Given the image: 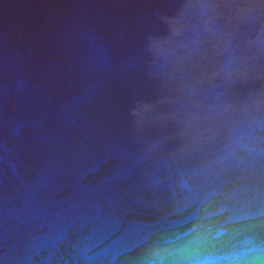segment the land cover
<instances>
[{
	"label": "water",
	"instance_id": "95a60500",
	"mask_svg": "<svg viewBox=\"0 0 264 264\" xmlns=\"http://www.w3.org/2000/svg\"><path fill=\"white\" fill-rule=\"evenodd\" d=\"M0 264H264V0H0Z\"/></svg>",
	"mask_w": 264,
	"mask_h": 264
}]
</instances>
